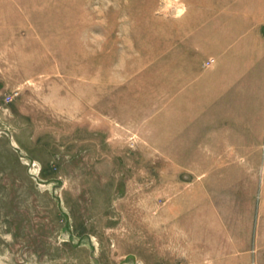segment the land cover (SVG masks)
I'll return each mask as SVG.
<instances>
[{"label": "rangeland", "instance_id": "1", "mask_svg": "<svg viewBox=\"0 0 264 264\" xmlns=\"http://www.w3.org/2000/svg\"><path fill=\"white\" fill-rule=\"evenodd\" d=\"M224 1L0 0V264H184L192 208L247 223L178 105V33Z\"/></svg>", "mask_w": 264, "mask_h": 264}, {"label": "crops", "instance_id": "2", "mask_svg": "<svg viewBox=\"0 0 264 264\" xmlns=\"http://www.w3.org/2000/svg\"><path fill=\"white\" fill-rule=\"evenodd\" d=\"M221 5L219 11L208 6L205 18L197 23L191 18L190 30L178 33V105L190 106V120L206 122L192 134L200 138L196 151L222 154L192 166L221 171L197 177H204V184L214 178L236 186L251 209L243 227L219 226L214 234L206 230L205 237L195 225L201 214L192 208L184 264H258L263 255L256 207L264 200V161L245 154L263 151L264 0Z\"/></svg>", "mask_w": 264, "mask_h": 264}]
</instances>
